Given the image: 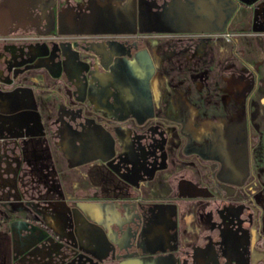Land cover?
<instances>
[{"label":"flooded vegetation","instance_id":"obj_1","mask_svg":"<svg viewBox=\"0 0 264 264\" xmlns=\"http://www.w3.org/2000/svg\"><path fill=\"white\" fill-rule=\"evenodd\" d=\"M60 12L54 0L45 14L33 16L32 23L38 31L43 27L45 31L56 34L62 18ZM53 24L57 27H53ZM102 26L98 25V29H111L109 25ZM52 28L56 29L55 33ZM78 28H66V31L72 32ZM70 42L73 52L70 46L60 41L55 42L49 50L39 45H29L28 49L1 50L0 92L24 89L22 91L27 93L26 88L30 85L26 82L24 67L28 64L33 70H42L33 78L39 85H44L43 90L50 91L46 84L50 73H61L60 78H50L54 93L38 92L37 89L42 88L34 84L30 87L46 99L42 103V110L54 116L51 138L60 153L64 151L71 162H85L89 167L100 165L96 169L101 176L95 180L92 176L89 178L91 183H97V187L86 190L79 188L76 198H129L130 201L126 203L128 211L123 217L128 222L125 234L129 238L132 255L162 256L171 253L178 256V264H264L261 258L252 257L264 253V246L258 244L263 234L253 212V201L245 190L242 196L246 201L210 196L191 178L180 175L175 179V173L168 172L171 147L169 130L155 98L152 86L154 63L147 47L137 38H120L111 34H79ZM70 63L82 69L78 80L68 79L63 73ZM94 123L99 126L95 127ZM94 128L97 135L89 134ZM16 135L22 133L6 131L0 126V167L1 163L11 159L21 162L24 157L33 161L23 148L29 139H16L12 143L6 140ZM95 159L107 160L108 163L103 166L102 163L94 164ZM49 160L51 173L42 180L48 187L44 194L34 183L27 180L22 182L26 184L27 198L32 202L38 203L49 195L64 198L63 182L52 165L51 154ZM167 172L169 194L166 197L154 195L153 198H145V193L143 196L138 188L139 184L152 181L155 176L164 178ZM199 196L203 197V201L193 206L190 214L194 222L193 234L183 242L178 221L180 216L182 219L186 216L178 201L184 197ZM33 222L38 224L37 221ZM42 225L45 231L36 225L35 233L30 227L27 230L26 225L23 226L26 231L16 230L18 238L14 235V239L19 256H13L12 264H64L69 260V264H79L84 248L76 239L72 222L68 220L66 231L56 230L49 224ZM164 227L167 234L160 231ZM44 234H47L52 244L51 250H56V254L20 256ZM166 240L169 241L168 246ZM101 241L103 249H98L94 255L119 254L115 244L105 238ZM61 242L66 245H59ZM116 243L122 246V243Z\"/></svg>","mask_w":264,"mask_h":264},{"label":"rangeland","instance_id":"obj_2","mask_svg":"<svg viewBox=\"0 0 264 264\" xmlns=\"http://www.w3.org/2000/svg\"><path fill=\"white\" fill-rule=\"evenodd\" d=\"M133 1L137 8L134 23ZM219 2L223 17L218 21L190 13L177 21L166 13L168 0H56L60 17L62 9H69L81 22V29L69 32L60 23L62 31L52 34L43 27L36 30L31 20L24 27L0 34V52L28 49L29 45L49 50L59 41L73 52L70 40L79 34L139 39L153 58L152 86L169 130L168 172L175 173V179L180 175L191 178L210 196L246 201L242 196L245 190L263 234L258 244L264 246V0ZM125 9L128 12L122 14ZM102 24L111 29H98ZM226 33H230L228 39ZM24 68L30 86L42 88L38 92L54 93L50 78H60V72L50 73L47 91L33 78L42 70H33L29 64ZM30 86L26 89L34 92ZM202 199L184 197L178 201L186 216L178 221L183 242L193 234L190 214ZM29 227L35 233L34 222L26 224L27 230ZM14 235L18 238L16 230ZM120 253L130 254V245ZM117 257L104 255L94 262L115 264ZM82 259L79 264H86ZM161 264H178V256L164 254Z\"/></svg>","mask_w":264,"mask_h":264},{"label":"crops","instance_id":"obj_3","mask_svg":"<svg viewBox=\"0 0 264 264\" xmlns=\"http://www.w3.org/2000/svg\"><path fill=\"white\" fill-rule=\"evenodd\" d=\"M245 3L242 0H237ZM258 0H252L245 4H251ZM54 0H41L37 5L30 8V17L28 22L32 20L35 14H45L47 9L53 5ZM168 13L171 18L181 20L186 14H191L195 18H205L208 20H220L223 17V11L220 7L219 0H168ZM128 9L122 12H128ZM61 25L63 29L80 27L82 24L77 22V17L69 9H62ZM106 15L105 11L103 12ZM163 14V12H162ZM155 15V13H153ZM17 23L13 22L9 29H18ZM53 27H57L53 24ZM54 33L56 29H51ZM62 31L59 29L58 32ZM63 73L68 79L73 81L78 80L82 75V69L74 64H68ZM24 90V89H22ZM0 92V126L6 131H20L22 135L15 137L9 136L6 140L12 143L16 139H29L25 146V153L30 154L33 158L31 162L28 158L15 161L14 159L1 163L0 167V263L9 264V259L13 260V256H19L14 239V231H26L23 226L35 224L40 230L49 224L56 230L68 229L67 222L70 220L73 224V230L78 243L84 248L81 256L85 257L86 264H94L98 261L93 256L98 249H103L101 239H106L117 246V260L115 264H161V256H132L121 254L122 248L128 244V237L125 234L128 222L124 219L125 213L128 211L126 203L128 197L97 199V198H76L75 194L79 188L89 189L97 183H91L89 180L92 176L93 180L101 176V172L96 171L97 166H88L85 162H71L62 151L55 146L51 138L52 126L51 121L54 116H49L46 111L42 110V103L46 100L43 96L35 92ZM25 91V90H24ZM49 99V98H48ZM51 101V99H49ZM29 111V112H28ZM29 113V114H28ZM95 127L99 126L94 123ZM80 126V132H82ZM97 129H92L89 134L97 135ZM96 137V136H95ZM97 140V139H96ZM2 139H0V142ZM45 141V142H44ZM25 154V155H26ZM52 155V165L59 172L62 179V191L64 198L49 195V197L40 199V202H32L27 198V192L23 181H30L36 185L44 194L48 187L42 181L49 177L51 173V163L49 160ZM107 160L95 159L94 164L102 163L107 165ZM169 173H166L164 178L155 176L152 181H143L138 188L145 193V198H153L154 195L166 197L169 194L170 188L167 184ZM163 179L165 181H163ZM148 191V192H147ZM142 196V195H141ZM41 224V226H40ZM164 234H167V228L160 229ZM117 242L122 243L118 246ZM66 245L61 242L59 245ZM167 246L169 241L166 240ZM52 244L48 241L47 234L39 237L32 245L20 254V256L31 255L37 253L38 256H48L56 254V250L52 251ZM129 256V257H120ZM264 262V253L261 256ZM82 259L83 261L85 260ZM104 261H106L103 258ZM110 261V260H107ZM12 262V261H11ZM71 260L64 264H69ZM96 264V263H95Z\"/></svg>","mask_w":264,"mask_h":264},{"label":"water","instance_id":"obj_4","mask_svg":"<svg viewBox=\"0 0 264 264\" xmlns=\"http://www.w3.org/2000/svg\"><path fill=\"white\" fill-rule=\"evenodd\" d=\"M41 0H4L0 3V34H7L8 27L13 22L17 23V27H24L28 23L30 17V8L37 5ZM136 4L133 1L132 6V19L133 23L136 21ZM190 196H196L189 193Z\"/></svg>","mask_w":264,"mask_h":264},{"label":"built area","instance_id":"obj_5","mask_svg":"<svg viewBox=\"0 0 264 264\" xmlns=\"http://www.w3.org/2000/svg\"><path fill=\"white\" fill-rule=\"evenodd\" d=\"M225 38L228 39V37L230 36V33H226L224 34Z\"/></svg>","mask_w":264,"mask_h":264}]
</instances>
